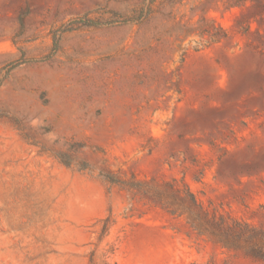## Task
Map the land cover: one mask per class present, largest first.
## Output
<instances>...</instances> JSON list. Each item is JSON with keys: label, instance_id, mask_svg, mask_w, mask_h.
<instances>
[{"label": "rangeland", "instance_id": "rangeland-1", "mask_svg": "<svg viewBox=\"0 0 264 264\" xmlns=\"http://www.w3.org/2000/svg\"><path fill=\"white\" fill-rule=\"evenodd\" d=\"M152 180L264 230V0H0V264H264Z\"/></svg>", "mask_w": 264, "mask_h": 264}, {"label": "trees", "instance_id": "trees-1", "mask_svg": "<svg viewBox=\"0 0 264 264\" xmlns=\"http://www.w3.org/2000/svg\"><path fill=\"white\" fill-rule=\"evenodd\" d=\"M128 189L141 193L171 216H184L193 231L199 235L213 238L222 243L224 247H233L228 239L234 230L238 232L248 230L247 237L258 240L248 246L245 250L246 254L254 260L264 262V230H258L248 224L229 225L221 216L209 214L185 185L179 186L176 182L156 183L152 180L149 183L135 182ZM110 223V217L103 221L104 231L107 230ZM243 234H245L244 231ZM238 235L240 236L239 233ZM91 264H95L93 259Z\"/></svg>", "mask_w": 264, "mask_h": 264}]
</instances>
